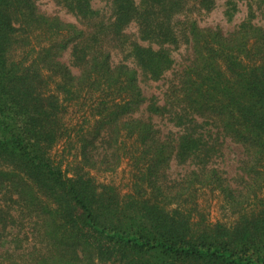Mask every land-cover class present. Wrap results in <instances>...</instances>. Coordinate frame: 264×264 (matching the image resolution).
<instances>
[{"label":"trees","instance_id":"trees-1","mask_svg":"<svg viewBox=\"0 0 264 264\" xmlns=\"http://www.w3.org/2000/svg\"><path fill=\"white\" fill-rule=\"evenodd\" d=\"M73 1L76 6L70 7L80 13L87 7L83 0ZM108 1L114 9L113 22L85 37L75 25L40 14L33 0H0V164L17 159L19 164L14 165H20L16 172L0 166V245L7 243V227L23 224V211L11 214L15 196L26 210L35 206L43 191L59 202L46 212L61 213L65 220L38 225L39 249L32 252L23 250V240L12 235L9 243L17 248L0 250V264H264V199L258 201V211L241 214L230 226L192 216L198 208L193 194L202 190L220 193L240 212L249 209L245 208L252 193L264 194V29L249 24L228 36L201 29L196 22L181 20L192 0ZM255 3L264 7V0ZM131 21L138 22L142 38L151 44L172 45L183 38L191 46V58L178 76L175 91L167 93L169 100L152 112L168 113L184 129L176 146L171 144L173 138L169 144L160 141L150 119L131 117L145 101L141 92L134 91L137 73L124 64L111 68L107 47L113 44L122 47L127 58L137 48L139 63L153 75L172 64L162 50L137 46L123 35V27ZM70 47L79 56L76 63L84 67L80 78L71 77L58 61L57 52ZM254 57L261 58V66ZM115 71L125 76L127 90L113 96L110 86L97 80ZM82 82L89 84L86 94L97 111L90 110L84 118V161L91 159L88 146L96 150L100 139L111 147L122 146L127 137L153 147L157 156L145 161L142 156L149 151L137 149L143 160V164L139 158L136 161L141 177L137 196L121 208L114 189L100 190L90 173L84 177L80 170L67 175L52 162L49 144L65 132L67 108L49 87L55 84L74 97L73 90ZM207 128L215 131L214 136L206 138L201 130ZM220 139H230L242 149L237 168L243 176L240 189L228 185L217 169L208 168L209 160L220 151ZM172 159L197 164L179 180L169 181L164 169ZM122 212L125 218L113 223ZM76 214L88 231L72 238L78 222L68 218ZM100 219L110 228L99 224ZM46 227L49 234H42Z\"/></svg>","mask_w":264,"mask_h":264},{"label":"rangeland","instance_id":"rangeland-1","mask_svg":"<svg viewBox=\"0 0 264 264\" xmlns=\"http://www.w3.org/2000/svg\"><path fill=\"white\" fill-rule=\"evenodd\" d=\"M200 1L201 0H192V2L187 5L185 17L182 16L181 20L186 19L188 20L187 22H196L199 28L217 31L223 36L236 34L243 26L249 24L264 29V7L256 4L255 0H211L212 2L210 5L208 3L209 0H204L203 4L200 3ZM33 2L40 14L58 19L65 24L75 25L78 29L83 31L85 37L93 32H97L101 26L106 27L103 24L108 26V24L113 22L114 18V9L111 2L108 0H83L87 7H84L81 13L76 7H70L71 4L72 6H76V1L74 2L73 0H33ZM137 24L138 22L135 23L134 21L126 24L122 29L123 35H125L133 44L151 47L155 50H162V52L170 56L172 60L171 66L160 72L158 71L157 74L153 75L150 72H147L144 66L139 63L137 59V48L134 54L127 58L123 51L124 49L115 44L107 47L111 55L110 65L111 68H114L124 64L128 67V71L133 70L137 73V82H135L134 91L141 92L142 97L146 102L144 101V104L137 111L135 110L131 113L133 114L131 117L150 119L162 137L160 141L169 144L173 138L175 143L171 142V144L176 146L178 145L179 137L184 133V129L177 127L175 121L169 119L170 115L168 113H162V111L160 113L152 112L155 110L153 108L163 107L167 99L169 100V97L166 98L167 93L169 94L170 92L175 91V85L180 82L178 76L183 68L189 63L191 58V46L188 44V41H185L183 38H180L176 44L172 45L151 44L145 40V38H142ZM57 53H59L58 61L66 66L71 77L74 76L76 79L83 75L82 72L84 67L76 63L75 60L78 59L79 56L76 57L71 47ZM253 60H258L259 63H257V65L261 66V58L254 57ZM128 75L130 74L128 73ZM108 76L110 79H107ZM97 81L102 84H108L110 86L108 92H113V96L118 92H125L127 90L125 88V76H120L118 71H115L112 74L107 73V76H101ZM58 83L62 87L67 86L61 80H58ZM49 88L54 91L57 95L56 98H59L67 108L65 132L59 134L57 139L49 144V148H51L52 162L59 166L67 175H72L80 170L82 173L81 175L84 177L87 173H90L91 177L94 178L98 185L96 187L100 190L107 188L109 191H112L111 189H114L116 196L121 200L120 208L124 207L125 203L130 201V198L137 196L136 188L139 187L141 181V177L139 176L140 173L138 174V172H140V166L136 164V161H138L137 159L139 158V151L137 153L136 151L137 149L139 150V148L142 151L148 150L149 152L145 157L141 155L142 158L146 161L153 157L152 160H154L157 156L154 155L153 147L141 146L138 143H134L133 140H130L128 137L124 140L122 146L114 144L110 147L103 143L106 139H100L95 142L96 150H92V147L88 146L89 153L87 158H94V162H91V159H89L90 162L87 163L83 159L85 153L82 150V134L87 127V125L84 126V121H86L84 118L90 113V110L97 112L90 107V100L86 94V92L90 91H88L89 84H83L82 82L77 89L73 90L74 97L64 94L63 92H66L64 89L58 90L57 85L55 84H51ZM77 92H80L79 97L76 96ZM83 96L86 97V100ZM123 96H125V94H123ZM82 115H84V117ZM70 132L72 137L70 136ZM201 132L206 134V138H209L208 136H214L215 131H210V129L207 128L201 130ZM129 135H131L130 132ZM220 145L221 147L218 154L209 160L208 168L217 169L227 180L228 185L232 188L240 189L243 176L237 168L243 159L242 149L230 139H220ZM118 148L121 152H118ZM112 152L119 153L121 158H114V153ZM129 153L132 155H129ZM16 160H12V162L7 163V165H2V163L0 166L4 170H19L20 165L19 167L14 165L19 164ZM141 161L143 160L140 159L139 164H143ZM192 161L193 163L191 161L184 163L172 159L167 170L166 168L164 169V172L166 171L167 180L177 181L187 174L194 168V166H196L195 164H197L195 160ZM101 162H105V164L103 165ZM107 163L108 165H106ZM149 163V161L145 162L144 166L147 167ZM164 167H162V169ZM28 181L32 182L30 176H28ZM36 189H38V186H36ZM39 192L41 196L39 200L36 201L35 206H31L30 209L26 210H23V208L17 204L15 196V203L10 204L13 208L11 214H16V216H18L19 211H23V215L20 218L21 223L23 224L18 226V228L7 227V243L0 245L1 251L8 250L9 252H13L17 248V244L9 243L11 237H14L12 235H17L23 240L22 246L24 247L23 250L26 252H32L33 250L39 249V245L35 241L38 239L35 228L38 225L40 226V224L44 225L49 220H55L56 224L65 222V220H62L61 213L51 214L52 216H50L49 213L46 212V210L52 212V208L59 204L55 197H49L43 191ZM149 193L150 190H148V194ZM1 195L2 194H0V199H2ZM193 197L198 205L197 213L192 215L194 218L198 219L199 216L202 215L207 220L206 223H223L230 226L237 223L241 214L250 213V210L258 211V201L264 199V194L263 192L258 191L252 193L248 199L250 205H246L245 208L249 209L242 212L235 209V206L228 205L227 201L217 192L202 190L199 194H193ZM189 198V195L186 196V203L189 201ZM126 210L127 209H125V211ZM124 216L125 213L122 212V216H116L113 223L121 220ZM68 219H70L69 221L77 220L78 222V228L72 230V238H74L73 236L79 232L84 236L85 231L87 232L88 230L82 224L79 215L76 214L74 218L70 217ZM99 222L103 227L107 226L110 228V224L103 219H100ZM37 232L39 237L40 233L39 231ZM46 232L49 234L50 227H46L42 234H46ZM68 233L69 232H66L64 235ZM61 234L62 233L57 237H61ZM54 236H56V234H54ZM94 264L102 263L98 262Z\"/></svg>","mask_w":264,"mask_h":264}]
</instances>
